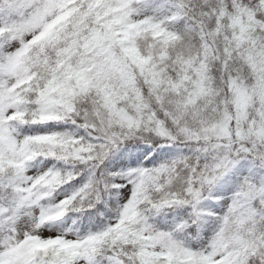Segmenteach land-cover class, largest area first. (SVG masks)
I'll list each match as a JSON object with an SVG mask.
<instances>
[{"label":"snow or ice","instance_id":"snow-or-ice-1","mask_svg":"<svg viewBox=\"0 0 264 264\" xmlns=\"http://www.w3.org/2000/svg\"><path fill=\"white\" fill-rule=\"evenodd\" d=\"M0 264H264V0H0Z\"/></svg>","mask_w":264,"mask_h":264}]
</instances>
